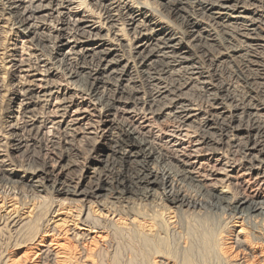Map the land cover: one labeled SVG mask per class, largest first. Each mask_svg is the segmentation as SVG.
<instances>
[{"label": "bare ground", "instance_id": "obj_1", "mask_svg": "<svg viewBox=\"0 0 264 264\" xmlns=\"http://www.w3.org/2000/svg\"><path fill=\"white\" fill-rule=\"evenodd\" d=\"M5 16L34 61L20 64L29 81L9 125L22 133L0 139L31 161L0 160V264H264V0H0ZM232 62L252 68L256 96L224 83ZM88 104L99 124L116 119L109 136L98 125L85 137V166L63 180L85 129L63 124ZM48 123L57 141L44 139ZM19 187L50 194L41 230V196L17 202Z\"/></svg>", "mask_w": 264, "mask_h": 264}, {"label": "rangeland", "instance_id": "obj_2", "mask_svg": "<svg viewBox=\"0 0 264 264\" xmlns=\"http://www.w3.org/2000/svg\"><path fill=\"white\" fill-rule=\"evenodd\" d=\"M1 21H0L1 22L0 23V65H1L0 66V89H1L0 90V131L1 130H3V131L0 132L1 133L0 134V139H2L1 135H4V136L6 135V137L9 138L11 136V133H13V132H18L20 134L22 133V131H20L19 129H16L15 131H13L9 127V125L15 124L16 118H19V117L21 118V113H18L19 111H17V110H19L18 103L20 102V100H19L20 97L17 94H18L19 90H21V86H22L21 82H26V79L29 81L28 76L30 74V73H28L29 67H27L26 65L21 66L22 65L21 62L28 63V61H30V59L33 60V57H30V56H31V53L34 51L33 48L29 49V46L33 47L32 44L29 41V40H31V37H29V38L27 37L26 38L25 35H23V33L22 34H18V33L16 34V31H17L16 28L12 30L13 32L11 31L12 20H11L10 16H5V19L1 20ZM10 37H12V38H10ZM4 44H6V45H4ZM7 53H9L10 55H14V57L10 58V57H8V55L6 56ZM14 63H16L19 67H13ZM225 66L222 67V69H221L222 71L220 72V75H221L222 80L224 81V83H226L228 86H231L230 87V91H232L233 94L235 93L234 95H236V98L238 100H242L244 98H247L248 95H249V97L257 95L258 90H256V87H255L257 85H256V82L253 81V79H252L253 78L252 76L254 75L253 74L254 71L253 72L251 71L252 68H251L250 71L249 70L247 71V69L244 67V65L242 63H239V62H236L235 64L232 62V63H229V64H227ZM5 67L7 68V70H6ZM8 72H10V73L12 72V73L10 75H8L9 74ZM60 77H61V75H59V76H51L50 80H52V83L55 81L56 82V83L54 82L55 84H59V85L66 84L67 82L63 80V77H61V78ZM39 78L43 80V77H39ZM37 83L39 85L40 84H42V85L45 84L44 82H39V81ZM10 85H11V87H10ZM9 88H11V90L13 91V93L11 95L9 94V90H10ZM251 91H252V93H251ZM245 93H247V96H246ZM4 95H5V97H4ZM236 98H235V100H236ZM203 100H205V99L203 97H201L199 99V103L203 104ZM6 101L8 102V104H10V109L3 113V109H1V106L3 107ZM12 102H13V104H11ZM16 102H18V103L16 104ZM59 103H60L59 100L53 99L52 100V105L48 106V110L47 111H52L53 109L55 110L56 109L55 107L59 106ZM41 107H42V105L37 106V108H39V109H41ZM76 110H77V107H75V108H73L71 110L70 116L67 118L65 124H63V129L66 128V126L68 124V121H70L72 119H77V118H84V119H83V121H81L79 123V125H76L74 128H79V126L81 125V127L85 128V129L82 131L83 133H81L79 136H77L76 141L74 142L76 144L75 148L77 149V151L79 150V153L76 150H75L76 152H72V153L75 154V155L78 154L77 157L74 156V158H76V160H78V163L74 162L73 167L71 169H68L67 171L64 172V175H62V177H61L63 180H65L68 177H69V179L72 178L73 180H76V177L78 176V173H79L80 169H83L82 167L85 166L86 160L84 158L85 156H84V148H83V147H86V145H84V143L86 144L85 137H89V138L93 137L95 132L97 131V130L95 131V129L97 127H99V126H100V128H99L100 129V131H99L100 135L109 136L111 131H112V123H113L112 120L116 119L115 115L112 114L109 117H105L103 119L104 122L99 124L98 122L100 121V119H98V117L95 116L97 113H95L96 111L94 110V106L93 105L91 106L89 104L83 106V109L81 111H79V112L76 111ZM88 113H90L92 116L88 115ZM52 114H54V113H52ZM93 115H94V117H93ZM51 120H54V122L59 121V119H56L54 117V115L51 116ZM146 124L147 123H144V125H146ZM158 125H160L161 129H163V128L164 129H168V126L170 124L167 121H162L161 120V121H159ZM21 126H22V121H19L18 127L20 128ZM57 128L58 127L54 123H48L47 124V128L44 129L43 133H42L45 136L44 139L45 140H46V138H47V140L48 139H50V140L51 139H53V140L56 139L53 136L55 134L57 135V133H58L57 130H56ZM3 133H5V134H3ZM84 133H86V134H84ZM58 136H59V133H58ZM110 138L111 137H107V140H100V142H103V144H102L103 146H101L100 148L101 149H103V148L105 149V150L103 149V151L101 153L103 155L104 154H107V155L110 154V150H108V148L111 149V147L114 145V143L112 141H110ZM3 141L4 142H1L3 147L0 149V150H2L0 152V156H1L0 160H2V159L5 160V161L8 160L6 162L7 165H11L10 162H12V163L15 162V164L14 163L13 164L17 165L18 169H20L22 166H25L26 168L31 166V161L27 160V152H26L27 148L22 147L20 150H17L16 149L17 147H14V144H12L13 146L10 149V148H8V145H5L6 142H9V139H3ZM56 141H57V139H56ZM78 141H80V143L83 142V144L81 143V145H80V143ZM43 144L44 145H43L42 153L44 155L46 154L45 155L46 158L47 159L48 158H51V159L53 158V159L57 160L58 157H59L58 156L59 150H55V147H53L52 143L44 142ZM47 144H49V145H47ZM78 158L80 159V161H79ZM58 160H60V159H58ZM66 161H67V159H64V161L62 162V165H64L66 163ZM175 163L176 162H174V164ZM17 166H13L12 168H17ZM90 168H93L92 164L90 165ZM84 170L85 171H84L83 174L86 175V178L82 182V188H84L86 186H89L91 184V176H90L91 174H89L87 172V169H84ZM90 171H92V170H90ZM58 172H60V170ZM240 173H242V172H240ZM38 179L39 178H36V179H34V181H37ZM247 179H249V178H247ZM34 184H36V182ZM29 185H32V183L29 182ZM27 189H28V187H25L23 189L21 187H19L16 190L17 193H18V191L20 192V194H18V196L16 197V201L17 202H21L22 201V203L23 202L26 203L28 200L33 199L34 196H36V195L41 196L39 199L37 197V199L34 200V202L38 206L41 205V208L43 207L42 216L44 217V219L40 222V226H39L40 227L39 229L41 230V228L44 227V224H45L44 221L49 217V216H46L47 212L45 213V211H46L45 209L48 208L47 207L48 206L47 202L50 199L49 198L50 194H48L45 191L41 190L42 192H35V193L33 192L34 193V195H33V193L29 194L26 191ZM29 191H30V189H29ZM249 192L251 193L252 190L250 189ZM11 193H13V192H11ZM17 193H16V195H17ZM263 195H264V192H263ZM57 199L58 200L65 199V197H61L60 196ZM46 200H48V201H46ZM44 207H46V208H44ZM26 248L27 247H23L21 250L24 251V250H26Z\"/></svg>", "mask_w": 264, "mask_h": 264}]
</instances>
